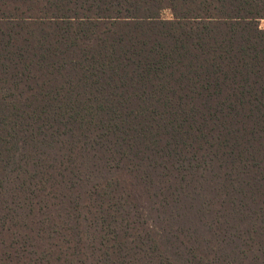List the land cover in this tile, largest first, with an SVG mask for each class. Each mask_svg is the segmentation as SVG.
Returning a JSON list of instances; mask_svg holds the SVG:
<instances>
[{
	"label": "trees",
	"instance_id": "16d2710c",
	"mask_svg": "<svg viewBox=\"0 0 264 264\" xmlns=\"http://www.w3.org/2000/svg\"><path fill=\"white\" fill-rule=\"evenodd\" d=\"M261 20L0 0V264H264Z\"/></svg>",
	"mask_w": 264,
	"mask_h": 264
},
{
	"label": "rangeland",
	"instance_id": "374dc122",
	"mask_svg": "<svg viewBox=\"0 0 264 264\" xmlns=\"http://www.w3.org/2000/svg\"><path fill=\"white\" fill-rule=\"evenodd\" d=\"M170 15H169V12L168 11H164L162 13V17L163 18H168ZM259 26L260 28L264 29V20H261L260 23H259Z\"/></svg>",
	"mask_w": 264,
	"mask_h": 264
}]
</instances>
